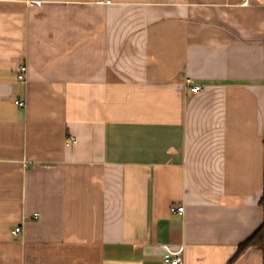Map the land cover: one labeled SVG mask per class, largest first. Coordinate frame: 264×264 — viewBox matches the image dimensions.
<instances>
[{"label":"crops","instance_id":"crops-1","mask_svg":"<svg viewBox=\"0 0 264 264\" xmlns=\"http://www.w3.org/2000/svg\"><path fill=\"white\" fill-rule=\"evenodd\" d=\"M262 226L264 0H0V264H264Z\"/></svg>","mask_w":264,"mask_h":264},{"label":"built area","instance_id":"built-area-1","mask_svg":"<svg viewBox=\"0 0 264 264\" xmlns=\"http://www.w3.org/2000/svg\"><path fill=\"white\" fill-rule=\"evenodd\" d=\"M26 74H27V67L25 65H21L19 68V71H18V80L21 82H25L26 81ZM188 84L190 85V87L192 88V91L194 93H198L202 90L201 86L194 85L191 81H188ZM15 103L20 108L26 107V103L22 100H16ZM72 142H74L73 137L70 138V143H72ZM184 210H185L184 206L171 208L172 213H183ZM22 231H23L22 227H16L11 231V235L13 237H17L18 235H20L22 233ZM165 263L166 264H184V260L182 257L167 258Z\"/></svg>","mask_w":264,"mask_h":264},{"label":"trees","instance_id":"trees-1","mask_svg":"<svg viewBox=\"0 0 264 264\" xmlns=\"http://www.w3.org/2000/svg\"><path fill=\"white\" fill-rule=\"evenodd\" d=\"M264 245V226H262L250 239H248L244 244H242L232 262L239 258L247 249L251 247H260Z\"/></svg>","mask_w":264,"mask_h":264}]
</instances>
